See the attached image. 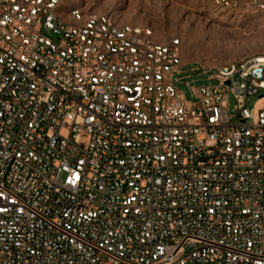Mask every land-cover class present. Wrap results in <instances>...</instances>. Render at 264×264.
Instances as JSON below:
<instances>
[{"label": "built area", "instance_id": "2783aa9c", "mask_svg": "<svg viewBox=\"0 0 264 264\" xmlns=\"http://www.w3.org/2000/svg\"><path fill=\"white\" fill-rule=\"evenodd\" d=\"M68 2L0 0V264H264V53L188 100L180 40Z\"/></svg>", "mask_w": 264, "mask_h": 264}, {"label": "rangeland", "instance_id": "374dc122", "mask_svg": "<svg viewBox=\"0 0 264 264\" xmlns=\"http://www.w3.org/2000/svg\"><path fill=\"white\" fill-rule=\"evenodd\" d=\"M77 7L97 15H110L118 23L134 28H150L159 44L180 40L182 73L176 75L179 90L188 100L191 90L218 85L210 79L218 68L264 53V13L223 10L210 0H69L67 8ZM261 95L247 103L253 109ZM235 113L237 100L229 99Z\"/></svg>", "mask_w": 264, "mask_h": 264}]
</instances>
